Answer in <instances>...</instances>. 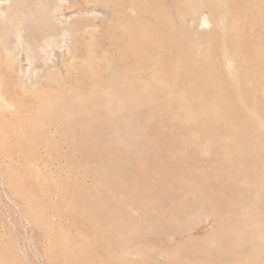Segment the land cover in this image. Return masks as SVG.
Wrapping results in <instances>:
<instances>
[{"label":"rangeland","instance_id":"1","mask_svg":"<svg viewBox=\"0 0 264 264\" xmlns=\"http://www.w3.org/2000/svg\"><path fill=\"white\" fill-rule=\"evenodd\" d=\"M105 3L84 11L99 17L86 39L61 38L48 49L49 65L58 67L51 79L64 78L74 45L99 83L118 69L116 40L110 46L102 36ZM136 6L139 69L194 62L192 71L217 74L224 87L168 95L150 89L133 97L101 87L20 94L12 69L20 67L29 84L31 49L25 43L16 49L15 64L0 54V264H264V0ZM60 18L69 23L78 13ZM160 47L162 54H153ZM225 59L232 61L228 72ZM50 95L60 102L24 104ZM259 122L262 131L246 135Z\"/></svg>","mask_w":264,"mask_h":264},{"label":"bare ground","instance_id":"2","mask_svg":"<svg viewBox=\"0 0 264 264\" xmlns=\"http://www.w3.org/2000/svg\"><path fill=\"white\" fill-rule=\"evenodd\" d=\"M110 1L111 0H109V2ZM186 1L188 2L189 0H186ZM100 3L104 4L105 1L104 0H81L80 3H77L74 1H70L67 3L64 0H0V54L8 55L9 60H10V64H15L16 57L13 54L15 53L16 49H18L23 43H25L26 46H29V48L31 49V50H29V52H32V54H33L32 56L30 54L31 57H29V59H28V61L30 62V68L27 70V76H28V79L30 80L29 84L22 83L21 80H22L23 76H22V69L20 67L16 66L14 69H12V73L14 74V77L16 78L14 80H17V82L20 86L19 89H21V90H19V92H21L20 94L40 91L41 93H44L47 95L48 93L54 94L53 91H55V90H57V92H58V89H63L62 91H67V92L68 91H75L79 94L80 93L85 94L90 89H92V90H93V88L95 89V87L96 88L101 87V88L109 90V91L111 90V91L116 92L119 95L120 94H122V95L123 94L124 95L130 94L131 97H133L139 91L143 92L145 90H150V89L152 91L156 90V91L164 92L165 94L167 93V95L169 93H174V91H176V90H179L177 92V94L180 91L199 89V88L202 90L205 88V90H208V91L210 89H213V88L222 90V88L224 86L216 80L217 74L215 76L214 73L205 72L203 70L206 73V76H205V73H197V72L192 71L188 64L190 63L192 65L194 62L193 63L187 62V59L185 60L188 63L187 65H185V64L183 65V63H179V62L178 63L175 62L177 64H173V63H169V62H168L169 64H166L168 60L164 59L163 56H161L164 60H166V63H165L166 66L164 65V67H161V69H159L157 67L158 65L152 67L151 69L149 67V69H147V70H143L142 68L139 69V67L137 66V59H136V51H137V49H136V46H137L136 28H137V18H138L137 17L138 13H137L136 0H115L113 5H108V1H106V3H105L107 8L109 9V12L103 20V23L105 26V31L102 34V36H103L105 42L109 43L110 46L112 45L111 40L112 39L116 40V45L114 46L115 47L114 49L116 51L115 55H117V61L119 62V66L115 72H113V73L111 72L109 74V76H107V79L106 80L104 79V82L99 83L98 80H95L94 75L96 72L93 75L92 68H91L92 66H90L89 64H83L84 54L82 53V51H80L78 46L72 45L73 47L70 49L68 57L65 59L64 63L62 64L63 68L65 69L64 76H63L64 78L59 79V78L55 77V78L51 79L48 74L58 72L57 71L58 67H56L55 65L54 66L49 65L50 63L53 62V59H52L51 53L48 51V49L50 47H52L53 44H55V42L60 40L61 38L70 37V38H75L78 40L86 39L87 34L89 33L90 29L96 28V25L94 23L97 22L96 20H98L99 17L96 15L90 16L89 13L88 14H83V13H84V11H89V10H93V9L98 8ZM85 6H86V8H84ZM82 9H84V10H82ZM155 9H157V8H155ZM165 11H166V9L164 10V12ZM74 12L78 13L77 19H72V21L69 23H65L61 20L60 15L66 14V13H74ZM149 15H150V18L149 17L148 18L151 19L153 14L151 13ZM164 15H166V14L164 13ZM161 16H163V15H161ZM168 16H169V14H168ZM166 18H164V19H166ZM201 20H202L201 26L209 27L211 25L210 21L208 20L207 17H202ZM165 22H166V20H165ZM219 23H221V21ZM169 25H171V23L168 20V22H166V26H169ZM220 26H221V24H220ZM146 27H148V26L146 25ZM158 30H159V34H160L161 29H158ZM176 30H177V28H176ZM181 30L183 31V29H181ZM178 33H180V32H178ZM163 35H164V32H163ZM211 35H213V33ZM175 37L176 36H174V39H176ZM214 37L216 38V36H214ZM180 38H181V35H180ZM211 38H213V37L211 36ZM211 38H210V40H211ZM153 39H155V38H153ZM178 39H179V37H178ZM178 39H176V40H178ZM143 40H145V39H143ZM159 40H158V42H160ZM170 40H168L169 44L171 42ZM158 42H157V44H158ZM181 42H182V40H181ZM154 43H155V41H154ZM150 44L153 45V42ZM157 47H158V45H157ZM166 47H167V45H166ZM179 48L180 47H178V51H179ZM161 50H162V47H160L158 49L157 53H153V54L161 55L162 54ZM196 50H197V47H196ZM199 51H200V49H199ZM168 54L170 55V53H168ZM163 55H164V53H163ZM184 56H185V54H184ZM189 56H193V55L189 52ZM168 57H170V56H168ZM221 57H222V55H221ZM193 58H194V56H193ZM195 59L197 60V58H195ZM76 60H81V63L80 62L75 63ZM198 61H199V59H198ZM180 62H182V61H180ZM107 63L109 64L108 61H107ZM156 64H157V62H156ZM202 65H200V66H202ZM193 66L195 67V65H193ZM193 66H191V67H193ZM144 67L146 68V66H144ZM204 67H205V64H204ZM223 67L227 70V72L230 71L231 67H232V61L225 59ZM7 68L9 69L10 65H8ZM41 69L47 70V76H45L41 73ZM211 69H212L211 71L214 72L217 70V67L215 69L213 66ZM2 70L3 69L0 68V79L3 76L4 70L3 71ZM103 72H104V70H103ZM98 73L100 74V71ZM91 74H92V76H91ZM231 74L234 75V72L233 73L231 72ZM5 75H6V73H5ZM9 76H10V74H9ZM101 77H103V74L101 75ZM189 77L192 78L191 83H188L186 85H184L185 83H181V79L184 80V79H187ZM202 77H205L207 79L206 80L207 82L205 81V83H202V85H197L195 81L197 79L202 78ZM199 83L200 82H198V84ZM13 86H15V85H13ZM12 90H14V89H12ZM219 90H216V92ZM59 91H61V90H59ZM213 91H215V90H213ZM15 92H17V90ZM139 94L142 95L144 93L139 92ZM185 94H186V92H185ZM185 94L183 92V95H185ZM113 95H114V93H113ZM174 95L176 96V94H173V96ZM144 96H143V98H144ZM181 96H182V94H181ZM179 97H180V95H179ZM211 97H212V95H211ZM74 98L72 99L73 102L76 100L77 101L81 100V99L78 100L77 97L75 99ZM176 98H177V96H176ZM213 98H215V96ZM113 99H115V97ZM128 99H129L128 101H130V98H128ZM133 99L134 98H132V100ZM197 99H200V98H197ZM60 100H61V98H54V97H51V95L49 97H39L38 96L35 99H30L29 101L27 100V102L24 101V104L25 103L29 104L28 108L37 107V106L45 107L47 105H53L54 103H56V101L60 102ZM126 100H127V97H126ZM137 100H139V99H137ZM160 100H162V97L160 98ZM177 100L179 101V99H177ZM201 100H202V98H201ZM201 100H199V101L201 102ZM2 101H4V99L2 97H0V102H2ZM214 102H216V100ZM132 103H133V101H132ZM197 103H198V100H197ZM219 103L221 104V102H218V104ZM134 104H136V102ZM161 104H165V103H161ZM167 104H165V105L168 107ZM178 104H180V103H178ZM178 104H177V106H178ZM207 104H211V103H207ZM124 105H125V102H124ZM199 105H200V103H199ZM214 105L213 106L210 105V106L212 108L217 106V104L215 106ZM130 106L133 107L132 104ZM203 106L205 108V105H203ZM128 107L129 106H127V110H128ZM174 107H176V106H174ZM177 108L179 109L180 107H177ZM201 108H202V106H200V109ZM212 108L210 110L211 112H212ZM216 108L219 111H221L219 106H217ZM45 109H47V108H45ZM66 109L67 108H65V110ZM112 109H113V107H112ZM165 109H167V108H165ZM121 110L123 111V109H121ZM121 110H119V111H121ZM110 111H111V109H110ZM113 111L115 112V110H113ZM188 111H189V109H188ZM205 111H206V109H205ZM67 112H69V111L66 110V113ZM82 112H80V113H82ZM192 112L189 111V114H191ZM115 113H117V112H115ZM206 113H208V111ZM212 113H215V112H212ZM195 114H197V113H195ZM215 114H213V115H215ZM209 115H208V117H209ZM213 115H211V117H213ZM67 116H70V115L67 114ZM192 116H194V115H192ZM137 117L138 116H136V118ZM127 118H129V117H127ZM136 121H138V120H136ZM113 122H114V120H113ZM133 122H131V123H133ZM122 125H124V124H122ZM227 126H228V124H227ZM136 129H138V128H136ZM251 129L252 128L246 130V135H252L254 133H258L259 131H262V123L260 124V122H259V124L253 128V130H251ZM117 132H119V131H117ZM262 186H263L262 187V199L264 200V191H263L264 182L262 183Z\"/></svg>","mask_w":264,"mask_h":264}]
</instances>
